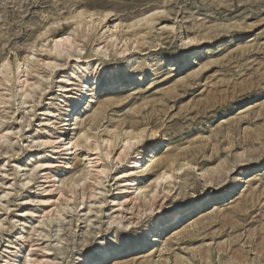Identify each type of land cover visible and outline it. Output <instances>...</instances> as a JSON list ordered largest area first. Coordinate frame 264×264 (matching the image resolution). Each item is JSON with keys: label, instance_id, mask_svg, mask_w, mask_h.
<instances>
[{"label": "rangeland", "instance_id": "rangeland-1", "mask_svg": "<svg viewBox=\"0 0 264 264\" xmlns=\"http://www.w3.org/2000/svg\"><path fill=\"white\" fill-rule=\"evenodd\" d=\"M154 9L160 14L150 29L144 21L127 29ZM80 12L96 14L94 19L106 12L114 17L100 23L87 16L67 19ZM78 21L89 24L79 28L80 58L54 61L57 67L49 75L45 66L49 54L44 50L50 38L70 33ZM113 24L119 27L109 31ZM104 30L118 39L107 48L106 57L97 49ZM135 31L146 33L139 45L134 43ZM187 35L198 40L201 63L176 64L174 71L169 70L168 60L185 54L181 40ZM46 37L49 40L43 42ZM125 42L130 50L116 55ZM32 49L37 52L25 63ZM127 57H134L128 66ZM5 59L11 75L0 83L6 101L0 105V264H11L16 251H20L18 264H74L95 239L117 230V223L121 232L124 223L132 222L120 235L126 243L140 237L138 229L160 214L155 210L159 199L149 211L147 190L141 202L126 207L129 210L109 226L111 195L119 192L111 179L114 169L96 198H89V190L85 195L80 189L70 194L69 184L80 180L85 167L81 147L62 177V195L48 193L49 171L41 165L55 157V151L40 144V138L60 128V121L54 123L51 116L63 109L62 100L71 103L61 87L67 79L74 84L71 73L80 65L104 70L99 85H92L86 94L88 103L77 125L81 133L92 128V142L105 137L109 125L134 122L148 129L157 125L154 130L166 139L157 151L160 160L172 156L202 169L222 162L226 168L219 184L218 175L205 185L199 172H192L183 186L186 172L174 175L175 188L162 201L161 213L208 192L221 198L235 179L241 182L228 206L211 208L195 218V225L185 224L182 232H169L157 250L113 264H264V0H0V64ZM18 63L24 64L23 71L30 68V83L37 82L29 96L24 89L17 93ZM149 68V81L140 88L109 92L100 86L106 78L124 80L132 72L139 77ZM193 71L198 74L191 78ZM108 99L115 103L107 105ZM156 169L157 165L149 175ZM86 207H91V214L85 215ZM214 216L218 219L210 222ZM195 230L198 235H190Z\"/></svg>", "mask_w": 264, "mask_h": 264}, {"label": "bare ground", "instance_id": "bare-ground-1", "mask_svg": "<svg viewBox=\"0 0 264 264\" xmlns=\"http://www.w3.org/2000/svg\"><path fill=\"white\" fill-rule=\"evenodd\" d=\"M159 14V10L156 9L147 11L146 13H143L139 19L128 24L127 29H133L142 21H144L146 29H150V26L156 19L155 17ZM146 15L147 17H144ZM86 16L94 19L96 14H85L80 12L79 14L70 16V18L67 19L73 20L75 18H82ZM112 17H114L112 12H106L104 15L97 16L94 21L100 23L106 21L107 19L109 20ZM57 23L58 22L55 24ZM92 23L94 22L92 21ZM81 26L86 28L87 26L89 27V24L78 21L75 23V29L70 33L62 36H52L50 38V45L44 50L49 54V59L47 60L48 62L45 63V66L50 70L48 73L49 75H51L52 70L57 67L54 61L61 58L68 59L70 57H75L74 59L76 60L80 58L79 54L81 53V50H78L77 43L78 32ZM118 27L119 24H113L112 28L109 27V31H113V29L117 30ZM107 31L108 30L103 31L97 45L99 54H104V56L107 48L114 47L115 42L118 40L113 34L107 35ZM45 34L46 33L43 35ZM145 35L146 33H143V31L133 32L132 36L135 37L134 43L139 45L141 41L144 40ZM46 40H49V38L46 37V39L42 41L45 42ZM58 41L59 43H57ZM198 44L199 42L195 37H191L190 35L184 37L181 40V46L185 54H181L175 59L168 60L169 70L174 71L173 68L176 64L181 66L199 65L201 63L202 53L197 51ZM40 49L42 50L43 46H41ZM129 50L128 45L125 42L124 47L122 46L116 55L123 56ZM192 50L196 51L190 53ZM36 52L37 50L32 49V53H29L28 57L24 59L25 63L28 62L29 56L34 57ZM75 53L77 54L75 55ZM5 62H7L6 59L0 64V83L8 82L10 79L9 76L11 75L9 74V64L8 62ZM133 62L134 57H127L125 58L124 64L128 66ZM22 65L23 67L18 63L14 72L15 81L17 83V93L22 92L24 89L25 93L29 96L33 88L35 89L37 82L30 83L28 79V72H30V68L26 66L25 71H23L24 64ZM87 68H84V66L81 65L77 67L75 73H71L75 80L73 81L74 84L70 82L71 79H67L66 83H64L65 85L61 87L64 89L63 92L66 93V95H64L67 99H69V101H71V103L62 100L61 103L64 106L63 109H57L58 114L53 115V117L51 116V120H54V123L60 121V128L58 127L54 133H50L51 135L47 134V137L40 138V144L50 145L55 151V157H52L48 161L44 162L41 166L42 168L44 167V170L49 171V175L47 173L48 181L46 180L49 184L48 193L57 192V194L61 196L62 190L59 188V185H61L63 181L62 177L69 173L68 171L72 168V162L76 160V157H74L77 151L76 149H79L80 147L83 148L85 151L83 158L85 165L83 174L80 180H75L72 184H69L70 188L68 192L72 194L74 192H78V189H80L82 194L85 195L86 190H89V198H96L98 191L101 189L102 182L109 177L111 170L114 169V171H112L114 172L113 178L111 179L114 181L113 185L117 186L119 192L116 195L111 193L110 204L112 209L111 215L108 219L109 226L114 225L120 220L124 211L127 212L129 210V208L126 207L131 206L133 208L141 202L143 200L142 197L147 190H149V196L147 197L148 200L146 205L149 211H151L154 204H157V200L159 199V204H157L155 210L160 214L158 217L152 219L147 225L138 229L140 237H136L131 241L122 243L121 239L124 236L120 235L127 232L129 226L132 225V222L124 223L125 225L121 228L122 231L118 232V228H120L119 222L117 223L118 225H116L117 230L111 231L105 236L95 239L89 250L77 255V263H74L113 264L124 259L134 258L136 256L144 255L157 250L160 245L162 246L168 236H166V234H169V232H182L184 231L185 224H189L190 226L195 225V218L207 213L211 208H222L224 206H228L229 201L232 199L231 196L240 192L241 182L240 180L235 179L236 181L233 185H228L223 189L221 198L212 196L211 193L208 192L205 193L199 200L194 199L186 206H176L171 208L167 213H161L163 204L162 201H164L170 194V188H175L173 181L176 180V177L174 175L180 174L182 171L186 172L182 182L183 186L188 184L187 173L190 174L192 172H199V176L203 178L205 185L215 182L216 175H218V181L216 182L219 184L221 179L224 178L223 175H225L226 168L223 166L222 162L217 166H209L208 168L202 169V167H198L193 161L178 162L177 159L172 156H165L160 160L157 151L158 148H162L164 146L166 139L165 137L160 139V136L157 134V130H154L157 125H153L149 129L146 124L139 125L134 122L127 124V126H123L124 124H122L121 127L109 125L105 127L106 136L92 142V137L89 134L92 128H89L87 131L81 133L78 131L79 128L77 125L79 120L82 118L83 109L85 107L84 105L85 103H88L87 101L84 103V100L87 98L86 94L88 95L87 92L90 90L92 85H96V87L99 85V79L101 78H99V75L104 70H99L97 67L94 70ZM113 70L114 68L111 69V72ZM196 71H193L190 74L191 78L197 76L198 73ZM105 72L106 75L110 74L107 69ZM135 75L136 74L132 72L124 78V80L118 78L115 79L113 77L106 78L105 76L106 79H102L103 81L100 86L106 88L109 92L123 90L124 88L137 89L143 86L146 80L147 82L149 81L148 77L151 75V69L149 68L143 71L140 76L138 74L139 77H136ZM62 89L59 91L62 92ZM5 102L4 97L0 95V105ZM113 103H115L114 99H108L106 101L107 105ZM93 122L96 124V121ZM239 162L241 163L243 161ZM57 163L60 165L59 167H56ZM155 165H157V169L153 171L150 176L149 174L152 172ZM150 178L152 179L151 182L147 183ZM144 211L146 212V209H144ZM91 212V207H86L85 215H89ZM97 214L99 215V212H97ZM216 219L218 218L215 216L212 218L210 217L209 221L213 222V220L215 221ZM198 231L199 230L190 232V235L197 236ZM19 257L20 251H16L11 258V264H18Z\"/></svg>", "mask_w": 264, "mask_h": 264}, {"label": "snow or ice", "instance_id": "snow-or-ice-1", "mask_svg": "<svg viewBox=\"0 0 264 264\" xmlns=\"http://www.w3.org/2000/svg\"><path fill=\"white\" fill-rule=\"evenodd\" d=\"M64 23H70V21H64ZM53 27H59V25H53ZM57 43H59V41ZM5 63H7V62H5Z\"/></svg>", "mask_w": 264, "mask_h": 264}]
</instances>
